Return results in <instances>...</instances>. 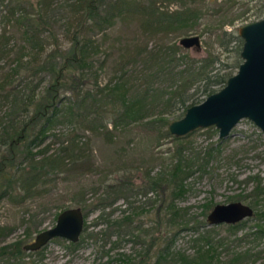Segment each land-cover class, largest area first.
<instances>
[{
	"label": "trees",
	"instance_id": "16d2710c",
	"mask_svg": "<svg viewBox=\"0 0 264 264\" xmlns=\"http://www.w3.org/2000/svg\"><path fill=\"white\" fill-rule=\"evenodd\" d=\"M205 1L0 0V201L23 205L28 199L56 194L57 179L61 176L70 182L80 175L84 178L99 172L85 132L103 136L110 143L115 141V131L138 125L146 118L144 124L148 129L155 125L158 129L168 127L167 114L182 110L178 115L180 118L187 107L202 102L217 91L216 85L225 86L226 79L233 75L227 69L232 65L224 63L223 68L214 72L208 69L209 64L220 61L217 54L209 52L207 57L194 60L200 63L199 66L192 64L174 71L166 65L180 60L176 56L181 49L178 45L162 40L148 48L150 39L159 40V32L167 34L180 26L197 23L207 14L201 4ZM230 1L220 0L221 3ZM175 2L180 4L179 8L170 9ZM255 13L257 18L264 15V0H260ZM132 21L138 22L145 40L142 44L135 40L124 44L119 59L112 65L113 76L100 85L98 76L105 71L111 55L109 48L104 47L106 30L118 22ZM221 31L228 43L236 44L238 60L243 41L235 33ZM136 62H141L144 75L149 72V77L167 74L172 87L170 85L169 90L158 94L153 85L142 81L137 83L139 89H135L137 84L132 80V74L129 75V67ZM154 66L158 67L156 71L152 70ZM198 93L205 98L195 96ZM158 95L163 98V112L152 110ZM165 134L170 135L168 130ZM49 136L52 140L46 142ZM55 144L57 148H54ZM211 149L218 150L217 145ZM185 150L183 143H178L175 150L169 152L171 160L165 171L155 175L150 171L145 173L143 188L135 185L131 177L117 176L109 182H103V178L98 187L89 189L94 195L90 203L84 197L86 189L80 194L76 192L78 205L86 210V214L99 211L94 225L105 224L104 228L87 235L92 241L100 242L102 256H109L100 264H234L251 256L254 260L260 255L261 251L253 255L245 251L234 252L228 262L221 261L217 254L220 244L214 240L212 228L206 226L205 220L204 223L197 221L189 212L190 206L176 204L177 199L184 197L190 189L187 178L202 165L193 153ZM194 165H197L195 170ZM247 180L255 181V185L251 192L238 199L249 197L254 211L252 217L260 221L251 232L253 241L264 240V204L261 205L264 187H260L261 179L257 175L248 176ZM80 189L83 188L80 186ZM148 191L154 192L156 197L148 206L150 209L155 206L157 220L155 227L143 229L135 214L150 209L133 206L129 198L140 192L145 195ZM120 197L130 204V212L111 218V212L106 209ZM210 206L205 205V216ZM243 223L226 225L230 231H235ZM179 226L192 231L189 242L195 250L191 255L172 247L180 232ZM200 226L204 229L198 232ZM170 227L177 230L168 234ZM86 228L84 231L87 232ZM112 234L117 238L110 247L119 246L127 236V240L132 245H140L141 250L133 255L123 252L110 255L109 250L103 248ZM10 246L1 247L0 255L7 253L20 257L24 246L16 243V250L13 246L8 250Z\"/></svg>",
	"mask_w": 264,
	"mask_h": 264
},
{
	"label": "rangeland",
	"instance_id": "374dc122",
	"mask_svg": "<svg viewBox=\"0 0 264 264\" xmlns=\"http://www.w3.org/2000/svg\"><path fill=\"white\" fill-rule=\"evenodd\" d=\"M218 2L206 0L201 3L207 10V14L195 24L191 26H180L175 30L169 31L167 34L159 32L158 38L150 39L148 48H152L154 44L164 41L166 44L170 42L178 45L181 49L176 56L179 61H171L166 66L174 71H180L192 64L199 66V60L207 57L210 53L217 54L220 57L219 62H214L208 65V69L213 72L219 68L224 67V63L232 65L227 68L233 75L241 62V56L237 60L235 56V43H228L227 38L222 36V31H230L238 35V27L246 22L255 21L257 18L255 10L260 0H232L230 2ZM179 3L175 2L170 5V9L179 8ZM142 28L138 22H118L115 27L107 29L106 41L104 47H108L111 55L108 57L105 71L98 76L100 85L107 83L108 78L113 76L112 65L119 59L124 48V44L135 40V42L142 44L145 40L142 38ZM198 35L200 37L201 47L196 49L185 48L179 44L181 37ZM239 36V35H238ZM241 50V49H240ZM210 52V53H209ZM240 52V51H239ZM187 54V57H186ZM184 55V57L182 56ZM143 65L141 62L130 65L129 75L137 83L148 81L149 85L160 94L162 91H167L172 87V80L168 75H161L160 77H149V72L144 75ZM157 66L152 70L156 71ZM135 78V79H134ZM45 82V81H44ZM172 83V84H171ZM141 86V84H140ZM135 86V89H139ZM222 87L216 85L218 90ZM192 90H190L191 92ZM200 99L205 98L201 93L196 94ZM159 97L154 103L152 110H161L163 112L162 100ZM205 100V99H204ZM167 110L170 108H166ZM182 110L175 111L173 114H167L169 122L178 119V115ZM168 113V112H167ZM147 119V118H146ZM146 119L138 125H131L129 127L121 128L115 131L116 137L114 142L108 143L103 136L97 137L94 134H88L89 140L87 144L91 145L95 163L100 171L91 175H85L84 178L80 175L70 182L63 180L61 177L56 184V194L45 196L43 198L28 199L26 203L13 204L10 201H0V248L8 245L13 246L16 250V243L24 246L30 243L41 230L50 228L56 223L55 214L61 209L76 207L79 198L76 197V192H84L86 202L92 201V193L89 189L98 187L102 180L111 181L112 178L128 176L137 186L145 185V173L150 171L151 175L157 172L165 171L170 163V153L178 146V143H183L186 148L185 152L195 156V160L202 165L197 167L194 165V174L187 178L188 187L190 188L184 197L178 198L176 204L181 207H189V212L196 216L197 221L205 224L206 217L203 212L205 205L211 204L207 209L208 214L211 208L220 203H231V201H241L250 205L249 197L238 199L242 194H248L252 191L255 181L247 180L248 176L257 175L261 179L260 187H264V157L262 151L264 150V132L256 126L249 118H243L233 127L227 137L219 138L218 129L213 126L206 128H196L185 136H175L180 139H173L174 136L170 134L166 136L167 127L159 128L157 125L152 129L144 124ZM59 126V124H58ZM169 131V130H168ZM216 131V132H215ZM170 133V132H169ZM87 138V137H86ZM82 139V138H81ZM85 139V138H84ZM49 136L46 142L51 141ZM54 140V139H53ZM217 145L218 150L212 151L211 147ZM57 148V144L54 145ZM211 149L212 153L209 155L208 151ZM53 150V149H52ZM126 170V173H122ZM104 175V176H103ZM80 178V179H79ZM80 186L82 189H80ZM101 188V187H100ZM137 189L139 187H136ZM102 191V188L100 189ZM58 192V193H57ZM155 194L148 191L145 195L141 192L130 196L129 201H133V206H143L144 210L150 209L149 203L155 199ZM264 201H262V204ZM123 197L118 198L112 206L107 207V211L111 212V218L121 216V213H129L131 207ZM80 207V206H79ZM136 209V208H135ZM134 209V210H135ZM152 209V208H151ZM150 209V211H151ZM133 210V211H134ZM84 211V210H83ZM143 212L137 216V221L141 227L150 228L155 227V206L152 212ZM84 211V227L78 242H69L63 237L52 238L41 249L27 251L23 249L20 257L10 254L0 255V264H94L104 263L108 259V255L102 256L100 242L96 243L90 238H87L88 233L94 230H100L104 225L95 226L94 222L99 214L98 210H93L88 214ZM243 226L237 228L235 231H230L225 223L220 225H206L212 228V235L214 240L218 241L219 247L217 254L221 261H227L233 256L234 252L242 253L248 252L255 254L261 251L260 255L254 260V256L249 257L244 261H235L234 264H263L264 263V240L260 239L253 241L251 232L256 229V223L260 222L255 217H248L242 220ZM264 224V223H263ZM86 228L87 232L84 231ZM169 227V226H168ZM164 229L166 228L163 227ZM180 232L176 234L177 238L172 247L175 251L185 252L186 255H191L195 247L191 246L189 242L192 231L186 230L179 226ZM168 234L173 233L177 229L169 228ZM204 229L200 226L198 232ZM29 232V235H26ZM157 230L154 231V235ZM117 238L116 234H112L106 241L104 250L108 249L110 255L115 256L118 252L136 254V251L141 250L140 245H132L131 241L127 240L120 242L119 246L115 248L110 247L111 243ZM100 241V240H99ZM13 244V245H12ZM11 246L8 248L12 249Z\"/></svg>",
	"mask_w": 264,
	"mask_h": 264
},
{
	"label": "water",
	"instance_id": "95a60500",
	"mask_svg": "<svg viewBox=\"0 0 264 264\" xmlns=\"http://www.w3.org/2000/svg\"><path fill=\"white\" fill-rule=\"evenodd\" d=\"M243 41L240 50L241 63L236 74L228 77L225 86L209 94L205 100L187 107L184 115L171 121L167 127L173 136H185L196 128L213 126L218 137L228 136L240 119L249 118L264 132V16L238 27ZM179 44L185 48L201 47L200 37H181ZM254 214L250 205L241 201L214 205L206 217L209 226L232 224L250 218ZM80 207L63 209L56 223L41 230L35 238L24 245L27 251L39 250L52 238L63 237L78 242L85 223Z\"/></svg>",
	"mask_w": 264,
	"mask_h": 264
}]
</instances>
